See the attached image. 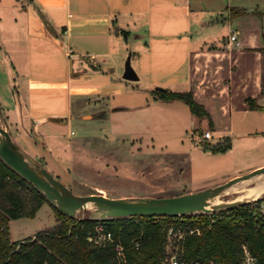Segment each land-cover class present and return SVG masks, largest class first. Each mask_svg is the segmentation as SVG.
<instances>
[{
	"label": "crops",
	"instance_id": "1",
	"mask_svg": "<svg viewBox=\"0 0 264 264\" xmlns=\"http://www.w3.org/2000/svg\"><path fill=\"white\" fill-rule=\"evenodd\" d=\"M207 1L24 0L20 7L16 2L7 6L0 0L3 12L13 10L12 22L11 19L3 22L4 17H0L6 30L2 47L4 57L0 54V102L8 110L10 123L24 145L40 150L44 157L45 151L50 150L46 147L49 142L65 144L70 133L75 134L70 129L72 99L89 94L108 100L114 110L118 107L130 109L131 105L137 111L131 124L136 125L138 131L199 133V141L206 142L210 148L219 147L217 151L208 147L209 151L204 152L207 166H192L194 175H200L202 180L215 178L221 171L231 173L227 181L263 167V151L262 162L252 169L242 167L241 162L264 147V28L237 26L229 29L222 40L196 38L192 32L194 26L188 19L197 4L203 9ZM234 17L240 15H234L231 10L230 25ZM213 20L201 21V25L208 26ZM20 25L24 26V35L18 49L16 45L20 39L16 34ZM139 29H143V33L136 32ZM233 33H237L239 45L230 42ZM131 35L137 38L129 53L136 63L133 67L139 80H126L122 75L125 83L111 81V78L102 84L87 83L85 77L103 71L98 57L116 49L121 52L116 39L123 36L128 41ZM78 55L80 64L74 72L73 57ZM67 62H70V69ZM85 62L90 70L83 68ZM57 69L64 80L41 77L42 72ZM199 70L211 74L221 71L226 79L222 86L211 87L204 82ZM142 75L150 77L146 84L142 83ZM66 79L67 110L53 112L56 95L53 86ZM155 85L177 91L193 90L195 98L210 113L212 129L198 127L202 118L194 115L183 101L155 100L151 93ZM249 99H254L260 107L251 108ZM218 110L227 119L223 127L214 121V113ZM206 131L211 132V138H203ZM215 135L218 137L213 142ZM246 138L255 140L253 149L246 150L236 144ZM24 145L19 146L26 155L33 157V151L26 150Z\"/></svg>",
	"mask_w": 264,
	"mask_h": 264
},
{
	"label": "rangeland",
	"instance_id": "2",
	"mask_svg": "<svg viewBox=\"0 0 264 264\" xmlns=\"http://www.w3.org/2000/svg\"><path fill=\"white\" fill-rule=\"evenodd\" d=\"M15 2L22 7L21 2L24 0H2V3L7 4V6ZM196 6L197 8L194 9L192 16L188 19L189 23L192 22L194 26L192 32L196 38L203 36L216 37L222 40L229 34V29H235L237 26H242L245 29L258 28L262 30V27L264 28V0H208L203 5V9H200L198 4ZM232 9L245 10L246 13L241 14L236 19L234 17L230 25L229 16ZM12 11L11 8L3 12L0 8V17H4L3 22L10 21V19L12 22ZM211 18L214 20L208 26L201 25V21L204 22ZM4 31L6 30L0 22V54L3 57ZM143 31V29H139L136 32L141 34ZM23 35L24 26L20 25L16 34L17 38L20 39L16 45L18 49L21 47ZM136 40L134 35H131L128 41L123 36L117 38L116 45L122 48L121 52L116 49L118 52L115 50L109 55L98 57L97 60L101 63L103 71L85 77L84 80H88L87 83L102 84L111 78V81L125 83L122 78L125 62ZM79 56L73 57L75 60L74 72L77 71L80 64ZM208 61L211 62L212 59L210 58ZM131 62L132 65H136L135 61L131 60ZM172 63L174 64V61ZM67 65L70 69V62H67ZM83 68L90 70L87 62L84 63ZM200 72L202 70H199V74ZM202 73L203 76L201 77L205 79L204 82L211 87L222 86L223 79H226V76L221 75V71L214 72V74H211L212 72ZM41 77L47 80L56 77L65 79L59 69L52 72H42ZM149 79L150 77L142 75L143 84H146ZM53 87H55L53 89H55L54 94L56 95L52 110L56 113L65 112L68 106L67 79L64 83ZM116 109L114 110L108 100L98 95L74 96L70 129L74 130L75 134L70 133L65 144L49 142L46 147L50 150L45 151L47 155L44 157L41 156L40 150L35 148L32 150L31 147L24 145L13 124L10 123L8 110L2 106L1 102L0 125L11 133L16 143L23 144L28 151H33L31 152L33 157L27 155L30 160L40 162L74 193L79 195L102 193L112 198L174 196L222 183L231 175V173L220 171L217 177L208 180H202L200 175H194L192 166H196V164L200 166L204 164L205 166L207 164L205 158L207 157L204 152L209 151L207 150L209 147L207 143L199 141V133L172 134L166 131L161 133L160 130L154 133L147 130L138 131L136 125L133 127L131 124V119L137 111L132 109L131 105L130 109H121L120 107ZM111 116L113 117L111 118ZM214 117L217 126L223 127L225 125L227 119L221 115V111H215ZM198 127H201L202 130L212 129L210 119L203 117L198 122ZM215 136L213 142L217 140L218 136ZM254 143L255 140L246 138L236 144L249 150L253 149ZM27 144L30 145L29 140H27ZM262 151L264 152V147L256 155L253 153V155L243 159L242 167L252 169L261 163ZM258 179L262 180L261 186H257ZM262 186L264 187V174L239 182L234 185L233 192L217 197V202L243 199L247 190L262 188ZM260 188L255 190H260ZM262 198H264V190L253 197V199H261V201L264 200ZM95 209L94 205L89 204L85 210L79 211L77 215H96ZM55 224V209L51 203L45 202L34 216L10 221L11 238L19 241L31 236L34 237L39 231ZM167 249L170 251V246L166 248V251Z\"/></svg>",
	"mask_w": 264,
	"mask_h": 264
},
{
	"label": "trees",
	"instance_id": "3",
	"mask_svg": "<svg viewBox=\"0 0 264 264\" xmlns=\"http://www.w3.org/2000/svg\"><path fill=\"white\" fill-rule=\"evenodd\" d=\"M232 11L234 15L246 13ZM262 37L264 43V33ZM151 93L155 100L183 101L194 115L209 118L213 125L210 113L197 101L192 90L156 87ZM249 105L260 107L254 99H249ZM260 201L211 213L105 219L92 214L68 216L52 205L56 212L54 226L39 231L34 237L15 241L11 238L10 221L34 216L48 201L42 191L0 156V264H163L165 235L171 226L195 229L178 243L180 254L188 261L238 264L242 246L246 245L259 264H264V216L253 208ZM99 225L105 232H111V239L100 237ZM117 245L122 247L121 253Z\"/></svg>",
	"mask_w": 264,
	"mask_h": 264
},
{
	"label": "water",
	"instance_id": "4",
	"mask_svg": "<svg viewBox=\"0 0 264 264\" xmlns=\"http://www.w3.org/2000/svg\"><path fill=\"white\" fill-rule=\"evenodd\" d=\"M123 78L130 81L139 80V75L131 63V53H129L125 62ZM157 88L163 87L157 86ZM0 156L11 168L42 191L47 201L60 212L68 216H77L79 211L85 210L89 204H92L96 207V216L101 219L121 216H184L230 210L258 199L243 198L219 203L212 202L239 182L264 174L263 166L223 183L194 192L162 197L112 198L102 193L85 195L74 193L44 165L36 160H30L14 141L11 133L1 125Z\"/></svg>",
	"mask_w": 264,
	"mask_h": 264
},
{
	"label": "built area",
	"instance_id": "5",
	"mask_svg": "<svg viewBox=\"0 0 264 264\" xmlns=\"http://www.w3.org/2000/svg\"><path fill=\"white\" fill-rule=\"evenodd\" d=\"M230 42L239 45L237 33H233L230 35ZM211 137L212 134L210 131H206L203 133L204 139H209ZM253 208L259 215L264 216V200L254 203ZM194 231L195 229L190 230L186 227L175 228L174 226H171L167 229L164 242V251L162 254L163 264H204L199 260L188 261L179 252V241L184 238L187 232L192 233ZM98 232L100 233V237L103 239H111L112 237L111 232H105L101 225H99L98 227ZM197 232H199L198 229ZM137 245H139V243H137ZM168 246H170V251L168 249L166 251V248H168ZM117 249L119 250V253L122 252V247L120 245H117ZM209 264L214 263L211 262ZM238 264H259V261L258 258L248 248V246L243 245L242 254Z\"/></svg>",
	"mask_w": 264,
	"mask_h": 264
},
{
	"label": "bare ground",
	"instance_id": "6",
	"mask_svg": "<svg viewBox=\"0 0 264 264\" xmlns=\"http://www.w3.org/2000/svg\"><path fill=\"white\" fill-rule=\"evenodd\" d=\"M257 186H261L262 185V180H260V179H258L257 180ZM240 186V185H239ZM234 187V186H233ZM233 187L232 188H230L229 190H227L226 191V193H231V192H233L232 190H233ZM236 187V186H235ZM260 188V187H259ZM258 187L257 188H255V189H259ZM255 189H250V190H247L246 192H245V194H244V196H243V198H253L255 195H257L258 193H260V192H262L263 190H264V187L262 186V188H260V190H255ZM236 192V191H235ZM230 196V195H229ZM242 197V196H241ZM212 203H219V202H217V198L212 202Z\"/></svg>",
	"mask_w": 264,
	"mask_h": 264
}]
</instances>
